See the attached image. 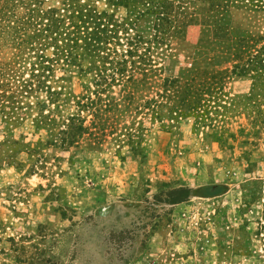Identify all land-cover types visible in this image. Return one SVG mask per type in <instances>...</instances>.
Returning a JSON list of instances; mask_svg holds the SVG:
<instances>
[{
    "label": "rangeland",
    "instance_id": "obj_1",
    "mask_svg": "<svg viewBox=\"0 0 264 264\" xmlns=\"http://www.w3.org/2000/svg\"><path fill=\"white\" fill-rule=\"evenodd\" d=\"M0 264H264V0H0Z\"/></svg>",
    "mask_w": 264,
    "mask_h": 264
}]
</instances>
